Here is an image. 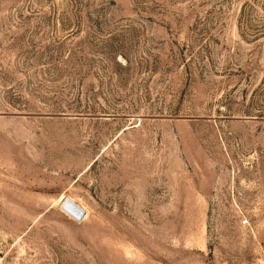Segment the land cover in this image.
<instances>
[{
  "label": "rangeland",
  "instance_id": "374dc122",
  "mask_svg": "<svg viewBox=\"0 0 264 264\" xmlns=\"http://www.w3.org/2000/svg\"><path fill=\"white\" fill-rule=\"evenodd\" d=\"M0 264H264V0H0Z\"/></svg>",
  "mask_w": 264,
  "mask_h": 264
},
{
  "label": "water",
  "instance_id": "95a60500",
  "mask_svg": "<svg viewBox=\"0 0 264 264\" xmlns=\"http://www.w3.org/2000/svg\"><path fill=\"white\" fill-rule=\"evenodd\" d=\"M61 209L64 210L65 212L71 214L76 219H80L83 212H84L77 204H75L74 202H72L68 199H65L61 203Z\"/></svg>",
  "mask_w": 264,
  "mask_h": 264
}]
</instances>
